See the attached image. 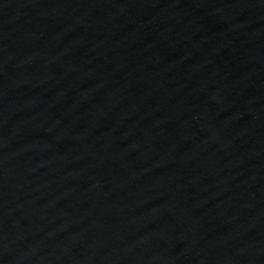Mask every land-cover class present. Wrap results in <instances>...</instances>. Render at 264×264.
<instances>
[{
  "label": "water",
  "instance_id": "1",
  "mask_svg": "<svg viewBox=\"0 0 264 264\" xmlns=\"http://www.w3.org/2000/svg\"><path fill=\"white\" fill-rule=\"evenodd\" d=\"M0 264H264V0H0Z\"/></svg>",
  "mask_w": 264,
  "mask_h": 264
}]
</instances>
